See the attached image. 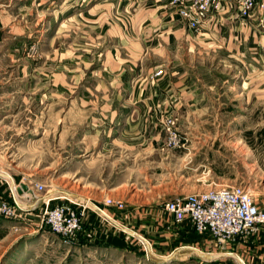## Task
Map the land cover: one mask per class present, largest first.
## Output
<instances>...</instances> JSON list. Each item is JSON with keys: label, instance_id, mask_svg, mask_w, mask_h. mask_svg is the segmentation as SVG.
<instances>
[{"label": "crops", "instance_id": "1", "mask_svg": "<svg viewBox=\"0 0 264 264\" xmlns=\"http://www.w3.org/2000/svg\"><path fill=\"white\" fill-rule=\"evenodd\" d=\"M172 1L0 0V60L10 62L15 78L46 74L45 86L0 84V119L37 120L40 104L48 109L47 118L48 112L61 108L64 139L79 141L77 156L87 162L90 157L97 161L133 156L135 141L150 139L144 127L160 123L168 108L224 105L211 95L215 61H225L244 74L249 61L257 68V60L263 59L264 10L242 17L235 7H224L196 32ZM35 43L38 53L25 51ZM157 70L162 74L153 77ZM39 93L44 94L41 101ZM72 114L77 119L71 120ZM75 126L78 132H72ZM1 172L0 196L7 199L11 183ZM31 183L21 180L17 185L34 189ZM21 189L18 197L29 207H40L39 200L50 198L45 197L48 193L39 197L36 190L27 195ZM108 195L117 200L118 195ZM83 200H103V196ZM109 214L114 221L108 222L97 209L87 210L83 230L72 244L108 253V260L112 254L118 262L120 256L134 261L132 255H148V251L158 256L213 244L196 232L190 220L177 224L162 204L146 211ZM28 218L16 222L39 225ZM140 240L147 252L138 247ZM238 245L236 254L251 264H264V226Z\"/></svg>", "mask_w": 264, "mask_h": 264}, {"label": "rangeland", "instance_id": "2", "mask_svg": "<svg viewBox=\"0 0 264 264\" xmlns=\"http://www.w3.org/2000/svg\"><path fill=\"white\" fill-rule=\"evenodd\" d=\"M178 2L172 1L177 11ZM187 25L192 29L188 22ZM25 51L38 53L39 47L35 43ZM262 55L256 69L248 62L245 74L235 66L225 65L228 64L225 61L216 60L215 92L211 95L213 100L224 102V105L210 109L168 108L162 113L164 119L161 118L160 123L144 127L150 139L136 140L134 155L129 157L120 154L97 161L91 157L87 162L81 161L83 157L77 156L79 141L64 139L61 108L48 112L47 118L48 109L40 104L37 120L0 119V169L5 173L0 172L11 184V177L16 184L21 180H32L34 187L37 182L43 183L44 190L37 192L39 197L48 193L45 197H50L51 205L66 204L79 213L84 210L85 214L87 210H99L97 206L111 215L122 214L127 209L146 211L178 197L233 186L245 188L264 209V48ZM12 68L9 61L0 60V84L46 85L43 81L46 74L19 79L10 71ZM43 95L39 93L40 101ZM24 111L23 116L26 115ZM74 118L77 119V115L72 114L70 119ZM75 127L72 132H78L79 127ZM106 193L118 195L117 200ZM96 194L102 195L103 200H83ZM15 196L20 205L29 208L26 200ZM13 199L10 195L6 201ZM42 206L24 212V216L37 222L39 227L0 216V264H251V260L242 256L245 262L236 254V248L239 241L255 233L224 243L209 232H199L192 222L196 232L213 243L194 246L203 253L182 249L174 255L173 250L158 256L152 251H148V255L133 256L128 252L135 257L134 261L120 256L118 262L112 254L108 260V253L79 249L52 232L39 216ZM187 219H175V222L182 224ZM83 226L84 222L81 231ZM141 240L138 247L145 249ZM225 245H229V249Z\"/></svg>", "mask_w": 264, "mask_h": 264}, {"label": "built area", "instance_id": "3", "mask_svg": "<svg viewBox=\"0 0 264 264\" xmlns=\"http://www.w3.org/2000/svg\"><path fill=\"white\" fill-rule=\"evenodd\" d=\"M177 1L180 3L179 15L196 32L201 31L210 18L219 15L224 7H235L242 17L249 16L255 8L264 9V0H173V2ZM162 72V70L155 71L153 77L160 76ZM18 187L20 186L14 182L10 184V194L12 199L14 198V203L0 196V216L10 220L25 221L24 212L38 207L26 209L20 205L15 196L18 197ZM44 187L43 183L37 182L34 189L40 192ZM22 192L27 195L34 194L29 186ZM49 200L43 201V206L39 209L42 222L66 243H72L82 229L84 210L79 213L66 204L51 205ZM164 209L173 214L177 221L188 218L196 230L201 233L209 232L224 243L252 235L264 226V209L252 198L250 192L241 186L178 197L174 201L167 202ZM99 210L101 211L100 208ZM101 212L105 213L103 210ZM106 215L108 217V214ZM108 218L114 221L111 216Z\"/></svg>", "mask_w": 264, "mask_h": 264}, {"label": "water", "instance_id": "4", "mask_svg": "<svg viewBox=\"0 0 264 264\" xmlns=\"http://www.w3.org/2000/svg\"><path fill=\"white\" fill-rule=\"evenodd\" d=\"M174 254H176V252H174L173 255H174ZM173 255H172V256H173Z\"/></svg>", "mask_w": 264, "mask_h": 264}, {"label": "bare ground", "instance_id": "5", "mask_svg": "<svg viewBox=\"0 0 264 264\" xmlns=\"http://www.w3.org/2000/svg\"><path fill=\"white\" fill-rule=\"evenodd\" d=\"M14 182V181H13Z\"/></svg>", "mask_w": 264, "mask_h": 264}]
</instances>
